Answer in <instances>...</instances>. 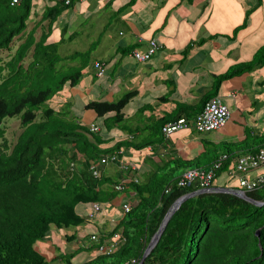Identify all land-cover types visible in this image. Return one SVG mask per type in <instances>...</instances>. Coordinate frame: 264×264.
<instances>
[{
    "label": "trees",
    "instance_id": "trees-1",
    "mask_svg": "<svg viewBox=\"0 0 264 264\" xmlns=\"http://www.w3.org/2000/svg\"><path fill=\"white\" fill-rule=\"evenodd\" d=\"M12 1L0 0V264H75L79 254L94 251L100 253L79 263L141 264L171 207L201 189L197 182L180 186L179 178L192 169L217 165L220 167L214 182L223 174L235 176L240 172L239 159L263 148L264 139L245 143L242 148L224 143L198 161L172 158L164 165L147 158L146 168L137 181L104 173L97 177L91 168L106 165L102 163L104 158L108 164L111 156H117L123 149L139 153L150 146L162 145L168 137L163 131L166 124L183 117L193 122L208 101L219 97L224 80L264 63V47L256 60L218 75L214 91L201 105L192 108L180 104L176 117L166 116L148 136L122 140L110 147L105 146L108 140L87 125L69 121L66 115L70 111L61 113L48 106L67 87L80 84L92 51L63 57L59 46L47 43L48 38L37 41L35 32L27 33L34 0H22L19 5H13ZM73 3L75 0L69 4ZM70 5L65 1L53 3L45 20L53 24ZM20 38L23 42L15 54L4 59L3 54L12 52ZM71 60H79L80 65L69 70L62 68L63 62ZM133 96L130 93L118 102L91 101L86 108L95 110L100 117L114 114L106 118L111 130L123 123L124 109ZM14 118L21 120L23 131L11 145L4 123ZM190 128L198 131L194 126ZM202 142L208 148L207 140ZM124 158L118 154L116 163L121 164ZM151 161L153 166L149 168ZM177 171L180 176H175ZM242 179L249 180L244 176L237 186L227 181L222 187L243 189L248 196L264 202V180L256 179L257 186L250 190L242 187ZM117 185H123L126 193L135 192L138 203L128 213L123 209L112 227L106 224L107 219L97 218L100 225L97 233H90L92 242H87L89 234L67 235L66 241L76 242L78 247L62 252L54 243L52 248L60 253L53 261L36 250V244L47 241L53 229L78 228L89 221L80 207L100 203L107 209L122 194L116 191ZM144 264H264V205L229 193H204L189 198L172 215Z\"/></svg>",
    "mask_w": 264,
    "mask_h": 264
},
{
    "label": "crops",
    "instance_id": "crops-1",
    "mask_svg": "<svg viewBox=\"0 0 264 264\" xmlns=\"http://www.w3.org/2000/svg\"><path fill=\"white\" fill-rule=\"evenodd\" d=\"M58 1L70 5L67 0L33 1V17L27 33L35 32L37 41L48 38L47 43L59 46L63 57L92 51L90 65L80 83L86 79L89 71L99 81L97 88L89 91L86 105L91 101L117 102L124 95L134 93L124 109L123 123L114 125L111 130L107 128L106 118L114 114L100 117L95 110L87 109L86 105L81 111L96 114L91 122H87L83 116V120L90 123L84 125H89L91 130L92 125H97L99 130L93 132L109 141L105 146L148 136L166 116L176 117L180 104L192 108L201 105L202 100L214 91L218 75L225 74L236 65L256 60L264 47V0H75L50 24L44 16ZM152 40L160 44L153 57L144 62L135 59L133 52L147 51ZM96 62L105 65L104 75H99ZM74 64L80 65L79 60L65 61L62 68L69 70L75 67ZM68 65L71 68H67ZM90 78L91 84H94V78ZM219 97L229 106L232 117L219 130L199 132L202 136L198 141L199 146L205 147L202 141L207 140L209 152L224 143L242 148L245 143L264 139V63L224 80ZM136 101L142 103L139 111L147 115L141 122L144 126L140 123L135 127L125 125L126 110ZM68 105L72 110L73 103L68 102ZM98 118L105 119L104 125L98 122ZM81 121L78 120L83 124ZM110 124L112 121L109 127ZM117 128L123 131L117 133ZM190 129L178 131L166 137L162 145L150 146L139 153L131 149L117 153V159L111 162H118V154L125 157L121 164L116 163L122 170L121 175L117 172V178L124 176L137 181L146 168L140 163L146 158H154L164 165L175 159L174 155L181 150L172 139L176 134ZM213 132L221 135L218 134L217 138L205 136ZM164 157L166 159H162ZM98 166L103 173L104 164ZM263 170L264 166L246 174L235 173V177L238 183L244 176L255 181L264 178ZM124 202L133 203V207L137 205L135 192L122 191L107 209L103 208V213L97 218L107 219L106 224L113 226L117 217L123 214L118 207L122 208ZM83 207V213L88 214L91 207Z\"/></svg>",
    "mask_w": 264,
    "mask_h": 264
},
{
    "label": "rangeland",
    "instance_id": "rangeland-1",
    "mask_svg": "<svg viewBox=\"0 0 264 264\" xmlns=\"http://www.w3.org/2000/svg\"><path fill=\"white\" fill-rule=\"evenodd\" d=\"M20 44H21V40L17 39L14 46H13L12 52H6L3 54L4 59H9L11 56H13ZM73 66H76V64H74ZM67 68H71V66L68 65ZM88 73H87L88 76H86V79L82 83H80V85L77 88H75V89H71V88L68 89L67 88L66 90H64V92L58 94L52 101H50L48 103V106L59 109V111L61 113H63L64 111H70L71 114L66 115L69 121H78V120L82 119L81 122H83V124H90L87 122H91L90 120L93 119L94 117H96V114L94 112H85V111L81 112V111L84 109V106L88 102V96L87 95H88L89 91L91 90V88H97V84H98L99 79L94 78L93 72L89 71ZM90 77L94 78V81H95V82H93L94 84H91L92 80ZM124 97H125V95L122 98H124ZM122 98L117 99V102L119 100H121ZM68 102L73 103L72 110H70L69 108H66V107H69ZM141 104L142 103L140 101H136L134 103H131L130 106H128V108L126 110L127 119L125 121V125L135 127L138 125V123H140L139 125L144 126L143 124H141V122L146 119L147 115L145 113L139 111ZM83 116L86 118L87 122H85V120H83ZM41 118H42V114L39 115V119H41ZM61 118L63 119L64 117H61ZM104 120L105 119L98 118V122H100V124H102V125H104ZM4 126L6 127L7 138H8L9 143L11 145L15 144L17 142L21 132L23 131L22 126H21V120L16 119V118L6 120L4 123ZM233 127H234V124H232V122H231V128H233ZM191 129H193V128H191ZM191 129L188 131H183L179 134H176L173 137L172 142L177 145L179 150H181L180 153H177L174 155V158H176V159L184 158L185 160L196 161L197 159L201 158V156L204 153L208 152L207 150L209 148L198 145V141L202 137L201 134L197 133V132H192ZM116 131H117V133H119V132L123 131V129L117 128ZM218 134H219L218 132H213V133H208L205 136L207 138H210V137L211 138H217ZM219 135H221V134H219ZM221 138H223V136ZM170 147H171V145H170ZM144 154L147 155V153H144ZM220 154H221V152H220ZM146 159L143 160L140 163V165L141 164L146 165ZM162 159H166V158L164 157ZM152 163L153 162L151 161L149 168H151L153 166ZM102 168H103V173L106 176H114V178H116L117 172H119L120 175L122 174L121 168L116 163H113V162L102 166ZM180 174H181V172L177 171L175 173V176H180ZM227 181L234 186L238 185L237 177H235V176L228 177L226 174H223L220 178H218L215 181V186H224ZM132 205H134V204L132 203ZM107 207H109V206H107ZM80 210L82 212H84L85 207H80ZM118 211L123 212L122 208H120V207H118ZM98 221L97 220H89L83 226L78 227V228H75V227H72L69 229L64 228V230H59L57 228L53 229L48 235V237H49L48 240L44 241V242H38L36 244L35 248L37 251L42 253L50 261H53L54 258H56L57 255L60 253L58 251H55L54 248H52V245L54 243H56V245L60 248L59 250L62 252L72 251V250L76 249L78 247V245H76V242H74V243L67 242L66 236L74 234V233H77V235L80 237L83 234H89L87 237V242H92L91 238L89 236H90V233H97V230H98L97 227L100 225V222H98ZM45 242H47V243H45ZM99 253L100 252H98V251H94L90 254H85V253L79 254V257L77 258V260H75V262H76L75 264H77V263L80 264L85 260H91L97 256L96 254H99ZM51 264H57V263L52 262Z\"/></svg>",
    "mask_w": 264,
    "mask_h": 264
},
{
    "label": "built area",
    "instance_id": "built-area-1",
    "mask_svg": "<svg viewBox=\"0 0 264 264\" xmlns=\"http://www.w3.org/2000/svg\"><path fill=\"white\" fill-rule=\"evenodd\" d=\"M85 1V0H81ZM22 0H13V5H19ZM71 0H67L69 4ZM160 44L156 40L151 41L150 48L143 52L140 50H135L133 52V57L140 62L150 60L156 51L159 49ZM100 75L105 74L104 64L100 62H96L95 64ZM232 113L227 104H225L221 98H213L206 103L203 110L198 114V116L193 120V122H189V120L185 117L170 122L165 125L163 128L164 133L170 137L174 133L181 131L183 129H188L191 126H194L199 132L206 133L210 131L219 130L226 126V124L231 119ZM92 130L97 131L99 127L97 125H92ZM117 159L116 154L111 156V160L115 161ZM107 158L102 160V163H107ZM264 166V147L258 150L255 153H248L243 155L238 162L237 169L240 172H250L255 169H259ZM220 165H217L210 169H192L185 173L182 177L179 178L180 186L187 187L192 183H199L201 188L207 189L213 186L214 178L216 175V171ZM92 172L95 176H100L101 170L99 166L95 165L92 168ZM264 178L259 179V181H263ZM258 184V181H252L247 179L241 180L242 187L246 189H254ZM116 190L123 191V185H117ZM123 209L125 213H128L132 210V205L130 203H124ZM102 210V206L99 203H94L91 206V209L88 213V216L91 219H95L100 211Z\"/></svg>",
    "mask_w": 264,
    "mask_h": 264
},
{
    "label": "water",
    "instance_id": "water-1",
    "mask_svg": "<svg viewBox=\"0 0 264 264\" xmlns=\"http://www.w3.org/2000/svg\"><path fill=\"white\" fill-rule=\"evenodd\" d=\"M204 193H229V194H234L237 195L239 197H242L256 205L262 206L264 205V202H260L257 201L255 199H253L252 197L248 196V194L246 193L245 190L240 189V188H235V187H221V186H214L208 189H200L194 193H190L188 195H186L185 197H182L181 199H179L170 209V211L168 212L161 228L159 229L158 233L156 234L155 238L153 239L152 243L150 244L149 248L147 249L145 256H144V260L145 258L148 256V254L151 252V250L154 248V246L158 243V241L161 238V235L166 227V225L168 224L170 218L172 217V215L176 212V210L181 206V204L188 200L189 198H192L194 196L200 195V194H204ZM258 235L260 236V231L258 232ZM144 260L141 262V264H144Z\"/></svg>",
    "mask_w": 264,
    "mask_h": 264
},
{
    "label": "clouds",
    "instance_id": "clouds-1",
    "mask_svg": "<svg viewBox=\"0 0 264 264\" xmlns=\"http://www.w3.org/2000/svg\"><path fill=\"white\" fill-rule=\"evenodd\" d=\"M95 64H96V63H95ZM104 68H105V65H104ZM105 70H106V68H105ZM98 73H99V72H98ZM99 75H100V74H99ZM101 76H102V75H101ZM215 98H220V97H215ZM230 111H231V110H230ZM231 117H232V116H231ZM210 132H211V131H210ZM247 154H248V153H247ZM208 169H210V168H208ZM214 183H215V182H214ZM214 183H213V186H212V187L215 186ZM221 187H222V186H221ZM210 188H211V187H210ZM201 189H204V188H201ZM207 189H208V188H207ZM124 203H127V202H124ZM124 203H123V205H124ZM93 204H94V203H93ZM93 204H92V205H93ZM99 204H100V203H99ZM130 204H131V203H130ZM92 205H91V206H92ZM123 205H122V209H123ZM131 205H132V204H131ZM91 206H90V207H91ZM101 206H102V205H101ZM90 209H91V208H90ZM102 209H103V207H102ZM132 209H133V205H132ZM89 211H90V210H89ZM88 213H89V212H88ZM98 215H99V214H98ZM87 216H88V214H87ZM97 217H98V216H97ZM97 217H96V218H97ZM88 218H89L90 220H96V218H95V219H91L89 216H88Z\"/></svg>",
    "mask_w": 264,
    "mask_h": 264
}]
</instances>
